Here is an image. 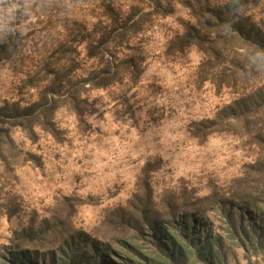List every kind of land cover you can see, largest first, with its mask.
I'll use <instances>...</instances> for the list:
<instances>
[{
	"label": "rangeland",
	"instance_id": "374dc122",
	"mask_svg": "<svg viewBox=\"0 0 264 264\" xmlns=\"http://www.w3.org/2000/svg\"><path fill=\"white\" fill-rule=\"evenodd\" d=\"M161 1L172 13L139 35L128 52L143 69L138 85L89 92V113L81 118L58 105L51 115L55 137L38 127L26 137L11 124L30 107L37 112L32 105L47 78L41 62L74 60L77 76L86 75L95 64L85 62L82 51L102 6L124 12L131 3L0 0V33L14 23L23 38L13 59L0 65V129L12 139L10 146L0 145V261L10 246L26 249L31 241L41 246V262L58 242L42 234L49 228L74 229L98 241L120 229L130 236V207L142 200L146 182L154 209L167 200L206 208L196 235L220 236L225 264H264V253L249 254L248 260L226 234L228 214L247 223L249 214L264 208L260 173L251 169L264 160V151L244 129L196 134L235 95L197 78L202 55L196 49L165 59L166 38L178 30L176 18L189 17L182 0ZM61 45L66 53L58 55Z\"/></svg>",
	"mask_w": 264,
	"mask_h": 264
},
{
	"label": "trees",
	"instance_id": "16d2710c",
	"mask_svg": "<svg viewBox=\"0 0 264 264\" xmlns=\"http://www.w3.org/2000/svg\"><path fill=\"white\" fill-rule=\"evenodd\" d=\"M128 1L131 5L124 12L110 4L102 6L92 40L82 51L83 60L95 64L86 75L77 76L79 64L74 60L41 62L47 78L38 102L32 105L37 112L30 107L11 125H17L26 137L34 134L35 127L55 137L51 115L58 105H66L81 118L89 113V92L113 87L131 90L138 85L143 69L138 58L128 52L133 50L139 35L172 12L161 0ZM180 5L189 20L176 18L178 30L166 38L165 59L196 49L202 55L197 78L235 95L213 120L196 129V134L244 129L264 151L263 0H182ZM13 24L4 26L0 33V65L13 59L23 40ZM56 53L64 54L66 50L61 45ZM11 144L9 131L0 129V145ZM251 169L260 173L258 183L264 188V160H257ZM140 189L144 190L142 200L130 207V236L120 229L117 235L98 241L74 229L57 232L58 228H49L42 234L58 238V242L41 262L36 257L40 244L29 241L25 242L29 246L26 249L18 244L10 246L8 256L0 264H225L222 238L209 234L202 239L196 235L200 218L206 212L204 206H184L167 200L157 210L152 206L148 184L145 182ZM248 216L246 223L243 216L236 220L228 214L230 229L226 234L243 248L249 260V254L264 253V224H256L258 219H264V208L257 216ZM121 249L126 256L119 252ZM32 255L35 260H31ZM247 264H251L250 260Z\"/></svg>",
	"mask_w": 264,
	"mask_h": 264
}]
</instances>
